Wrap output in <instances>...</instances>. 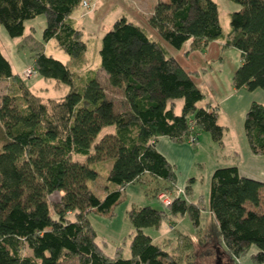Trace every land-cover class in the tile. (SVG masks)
Masks as SVG:
<instances>
[{
    "label": "trees",
    "instance_id": "1",
    "mask_svg": "<svg viewBox=\"0 0 264 264\" xmlns=\"http://www.w3.org/2000/svg\"><path fill=\"white\" fill-rule=\"evenodd\" d=\"M82 1L0 0V24L31 48L33 71L69 86L64 96L43 100L22 75L12 72L0 49V85H10L0 100V264L71 259L79 264H184L155 244L144 228L159 229L186 213L197 224L201 198L194 202L180 195L166 208L160 203L159 209L145 205L128 210L134 232L127 258L121 247L114 256L103 251L86 214L110 211L125 188L144 175L163 182L155 197L176 191V168L157 150L158 138L197 141V133L206 131L222 144L224 127L218 124L213 94L193 79L207 68L187 72L164 43L174 49L188 43L186 54L205 51L214 39L221 50L234 47L241 63L232 86L264 90V0H234L241 7L229 12L226 32L214 0H157L147 19L157 37L128 16L115 19L98 52L99 68L122 93L119 110L97 71L79 75L44 50L53 37L74 63L82 60L87 43L71 15ZM39 14L46 18L42 40L32 30L24 33L25 21ZM218 59H224L221 52ZM104 126L114 129L96 140ZM243 127L251 152L264 155V103L251 102ZM105 159L112 160L106 176L111 186L99 197L90 184L98 173L90 165ZM188 184L187 196L192 191ZM263 189L261 180L242 174L237 165L213 170L209 212L225 264L248 254L254 264L264 263ZM55 193L59 199L51 203L49 196ZM220 253L216 257L222 260Z\"/></svg>",
    "mask_w": 264,
    "mask_h": 264
},
{
    "label": "rangeland",
    "instance_id": "2",
    "mask_svg": "<svg viewBox=\"0 0 264 264\" xmlns=\"http://www.w3.org/2000/svg\"><path fill=\"white\" fill-rule=\"evenodd\" d=\"M86 1V3H84ZM219 11V20L226 32L229 29V12L239 9L241 4L234 0H214ZM157 0H83L72 11L75 25L81 29L82 36L87 43V49L80 62L74 63V58L66 53L58 44L55 38L44 43V50L47 54L61 60L69 67L77 69L79 75H93L97 71V77L108 95L115 100L116 109H120L122 93L118 88H113L107 81V76L100 66L99 48L103 33L111 28L115 19L120 16H128L142 24H148L147 19L150 10ZM46 25V18L39 14L25 21L24 33L32 30L35 39L42 40L43 29ZM149 25V24H148ZM32 27V28H31ZM22 36H11L5 27L0 24V49L7 57L14 73H19L27 86L43 100L48 98H60L64 96L69 86L61 81L52 78H45L35 73L32 68V50L28 45L23 44ZM32 72L28 73L27 70ZM9 82L4 81L0 85L1 96L9 91ZM238 90V89H237ZM239 92V93H238ZM238 92L227 97L222 102L213 95V101L218 102V113L220 114L218 124L224 127L223 142H215L210 133L199 131L197 141L191 144L194 152L192 161L189 163L190 180H192L193 193L187 196L183 187V196L190 201H199L201 198L202 209L198 223H193L188 213L173 217L169 221H164L159 229L151 227L144 228V232L149 234L153 242L162 247L167 253L172 255L177 261L184 264H216V251L222 255V264L227 262V256L218 246V239L215 237V220L209 212L210 178L217 167L238 165L242 169H250L255 175L264 177V155H256L258 160L254 161L253 153L250 150L244 127V116L252 101L264 103V90L257 88L249 91L241 88ZM243 94V95H240ZM239 96H242L239 98ZM113 126H104L98 134L96 140L108 132H112ZM98 142V141H97ZM191 142V143H190ZM185 142H180L181 144ZM201 143V144H200ZM199 145V147L195 145ZM234 151H237L235 154ZM80 158H82L80 156ZM105 158V157H104ZM216 161L219 163L216 164ZM222 164V165H221ZM112 165V160L105 159L90 165L98 173V178L91 182L96 194L103 197L106 187L111 184L106 180V176ZM216 165V166H215ZM247 171V170H246ZM177 172V169H176ZM179 172H177L178 175ZM252 174V175H254ZM191 183V182H190ZM163 185L162 181L144 175L140 180L129 184L122 195V200L108 212L88 211L87 220L96 232V242L103 251L114 256L121 247L122 256H130L129 243L134 232L133 227L127 218V211L131 208H138L149 205L159 209L163 204L158 195L154 196L157 188ZM173 196L174 192L168 191ZM166 194V195H168ZM59 194L49 196L51 203L58 201ZM161 203V204H160ZM167 205H163L166 208ZM245 257L236 258V264H251ZM245 258V259H244ZM251 260V258H250ZM62 264H79L76 259L64 261Z\"/></svg>",
    "mask_w": 264,
    "mask_h": 264
},
{
    "label": "crops",
    "instance_id": "3",
    "mask_svg": "<svg viewBox=\"0 0 264 264\" xmlns=\"http://www.w3.org/2000/svg\"><path fill=\"white\" fill-rule=\"evenodd\" d=\"M152 9L149 11L150 13L152 12ZM132 20L148 28V24L146 26L135 19ZM148 29L150 30V33H152L155 37L158 36L154 29H151L150 27ZM164 44L174 55L175 59L180 64V66L183 67L187 72H199L202 68H207V71L205 73L200 74L198 77L193 76V79L197 83L204 82L210 89L212 94L217 96V100L224 102L228 96L233 95L234 92L236 93L241 90L235 89L231 83L232 75L241 63L240 52L238 49L234 47H228L221 50L219 41L214 39L209 43L205 51L201 52L199 50H193L186 54L185 51L188 49V43L184 44L180 49H174L166 42ZM220 52L224 58L222 62H220V60L218 59V55ZM240 97L242 99V96H239V98ZM213 104L216 105L217 108H220L218 102L215 103L213 101ZM219 117L220 114L218 115V120ZM200 144H196L195 146L199 147ZM190 145L191 144H188L187 142L177 144L176 142L170 140L167 137H160L156 141L157 150L162 155H164V157L175 166L177 172H179L176 181L177 188H183L189 185L188 183L191 182V192L193 193L192 180L196 182V179L191 178L192 180H190L189 178L190 171L188 166L190 161H192V156L194 154ZM221 145L222 147H224V142H222ZM234 152L236 155H238L237 151ZM253 155H255L253 156L254 161H257L258 159L256 157L258 156H256V154ZM218 163L219 162L216 161V164ZM238 167L242 174L259 179L264 183V177H261L260 175H255L256 173H252L253 171L251 172L250 169H242L240 168V166ZM261 197L262 208L264 209V189L261 192ZM245 260H248L251 264H254L249 257H247Z\"/></svg>",
    "mask_w": 264,
    "mask_h": 264
},
{
    "label": "built area",
    "instance_id": "4",
    "mask_svg": "<svg viewBox=\"0 0 264 264\" xmlns=\"http://www.w3.org/2000/svg\"><path fill=\"white\" fill-rule=\"evenodd\" d=\"M84 3H86V1H84ZM27 72H28V73H31L32 70H31V69H28ZM190 140H191L192 143H195V142H196L195 137H190ZM191 142H190V143H191ZM183 194H184L183 189H182V188H177L176 191L174 192V195H173V196H171V195H169V194L166 195L165 193H160V194L158 195V197H159V200H160L164 205H168V204H170V203L172 202V200H173L174 198H176V197H178V196H180V195H183Z\"/></svg>",
    "mask_w": 264,
    "mask_h": 264
},
{
    "label": "water",
    "instance_id": "5",
    "mask_svg": "<svg viewBox=\"0 0 264 264\" xmlns=\"http://www.w3.org/2000/svg\"><path fill=\"white\" fill-rule=\"evenodd\" d=\"M216 264H222L221 259H219L218 256L216 257Z\"/></svg>",
    "mask_w": 264,
    "mask_h": 264
}]
</instances>
